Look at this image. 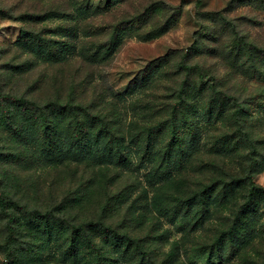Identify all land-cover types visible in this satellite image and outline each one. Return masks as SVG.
Instances as JSON below:
<instances>
[{"label": "rangeland", "instance_id": "obj_1", "mask_svg": "<svg viewBox=\"0 0 264 264\" xmlns=\"http://www.w3.org/2000/svg\"><path fill=\"white\" fill-rule=\"evenodd\" d=\"M101 262L264 264V0H0V264Z\"/></svg>", "mask_w": 264, "mask_h": 264}, {"label": "trees", "instance_id": "obj_2", "mask_svg": "<svg viewBox=\"0 0 264 264\" xmlns=\"http://www.w3.org/2000/svg\"><path fill=\"white\" fill-rule=\"evenodd\" d=\"M172 26H173V24L169 23L166 27H164L163 31L160 34H158V35L156 34L155 36H152L150 38H143L142 40L146 41V40H150V39H152L154 37H158V36L162 35L163 33L167 32ZM67 50H63L62 53H64ZM101 51H103L105 55L109 54L112 51V45L109 44V45L103 46L101 48L98 47L96 52L100 53ZM101 59H103V58L100 57V56H98V57L96 56L95 61H97V64L99 62H101ZM82 111H83L82 107L77 108V111H76L77 123L79 125L80 131L83 130V132L87 133V131L89 129H93L95 127L94 124H93L94 123V117L91 118L90 122L84 121L82 116H81L82 115ZM88 123H90V124H88ZM115 125H116L115 122H113V126H115ZM80 140H82L81 137H80ZM143 160H145V159H143ZM147 161H152V159L148 158ZM131 162H132V160H130L129 158H105L102 162H99V164L113 165V167H116V168L129 169ZM98 167H100V166H98ZM255 189H256V187H253L251 189V191H250V194L254 193ZM90 226H91V229H92V231L94 233L102 232L103 235L107 236V239L110 241L111 245L116 244L117 242H120L121 240L126 238V236H124L122 234H118L109 225H106V224H104L102 222H91ZM84 229L85 228H84V226L82 224L79 227V231H84ZM100 264H106V263L105 262H101Z\"/></svg>", "mask_w": 264, "mask_h": 264}]
</instances>
